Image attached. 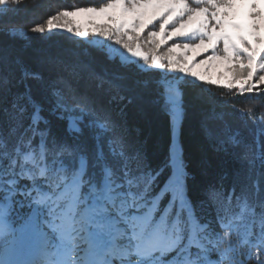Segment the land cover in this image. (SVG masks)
<instances>
[{
  "label": "trees",
  "instance_id": "16d2710c",
  "mask_svg": "<svg viewBox=\"0 0 264 264\" xmlns=\"http://www.w3.org/2000/svg\"><path fill=\"white\" fill-rule=\"evenodd\" d=\"M8 1L6 9L0 11V185L15 177L9 165L21 137L31 138L33 147H38L39 133H45L48 147H67L83 157L88 183L100 187L105 165L117 174L122 166V158L113 153L110 145L113 135H118L126 152L140 156L143 172L155 177L149 197L158 195L171 175V116L166 107V82L171 72L158 67L143 68L136 61L112 57L103 46L81 36L47 29L49 20L56 15L76 8L102 7L108 0ZM233 4L234 0H188L192 9L204 7L224 16ZM159 27L160 22L153 24L129 44L150 51L153 39L151 43L148 40L155 32L150 29ZM39 28L43 31L35 30ZM176 41L184 44L197 40H172L161 49H170ZM241 58L248 60L246 56ZM178 86L183 107L179 129L180 158L185 170L183 196L198 222L206 224L199 238L190 234L189 243L213 252L208 264H264V238L252 235L259 232V221L253 225L243 205L238 211L236 208V200L244 194L257 192L255 202L264 201V158L252 165L243 158L245 152L264 153V93L242 95L251 91L242 82H198L189 77ZM34 117H38L35 125ZM101 119L112 124V131L100 127ZM26 155H20L21 166L35 164L39 169L43 157L25 160ZM64 163L69 169L79 166V160L71 157H65ZM18 187L31 188L32 182L21 179ZM213 190L232 199L233 211H225L222 218L209 196ZM46 196L37 192L33 199L40 202ZM172 197L171 189L164 192L154 213L155 220L169 203L174 204L170 215L175 219L179 208ZM33 207L29 199L15 195L9 219L0 224V254L5 253L6 247L14 246L17 228ZM45 215L41 213V218ZM51 226L55 236L49 233L46 237V255L56 261V256L64 253L66 260L61 264H76L72 259L76 255L85 264H100L91 256L94 249L104 252L113 262L125 264L134 255L147 251L143 243L157 240L160 246L155 252L164 253L182 239L180 229L167 239L158 234L146 236L139 229L130 236L119 231L108 234L98 226L71 218H61L59 224L53 220ZM98 234L99 242L95 238ZM107 242H111L110 253L104 249ZM152 257L153 264H163L156 254ZM146 264H150L149 260Z\"/></svg>",
  "mask_w": 264,
  "mask_h": 264
},
{
  "label": "snow or ice",
  "instance_id": "6c2138e0",
  "mask_svg": "<svg viewBox=\"0 0 264 264\" xmlns=\"http://www.w3.org/2000/svg\"><path fill=\"white\" fill-rule=\"evenodd\" d=\"M111 3L112 0H108V4ZM182 3L183 10H186L188 0H182ZM108 4L103 5L102 10H98L91 18L102 21L110 15L114 17L113 23L121 19H132V12H124L121 6L109 8ZM135 4L136 0H122L123 8ZM183 10L180 8L149 10L144 14V22L138 25L137 32L143 36L148 28L160 22L162 29L153 32L148 43L152 42V37L156 38L157 43L165 40L171 43L172 40H179L200 29H206L208 39L200 40L195 45H184L185 48L191 50L188 57L189 63L199 61L200 57L208 56V53L220 43L221 38L230 40L248 53L250 58L247 61L238 58L231 48L226 49L224 56H208V59L215 60V69L218 72L225 73L228 77L235 78V81L244 83L245 87L251 88V91L241 93L242 95L264 93V71H260L262 65L259 63L261 57L264 56V44H258L256 38L249 32L252 22L258 19L257 13L264 12V0H236L235 6L230 8L227 14V19L232 23H226L223 27L214 22L210 10L202 9H195L186 15L176 28L169 27L174 20L184 14ZM73 18L77 22H82L89 17L77 15ZM35 30L43 31V28ZM244 69H247L246 74H244ZM56 94L60 96L58 90ZM36 119L38 117H34V125ZM100 127L112 131L113 126L107 119H101ZM33 132L35 133V127H33ZM39 135L41 142L38 147H33L31 138L21 137L14 150L9 168L15 172V177L7 179L0 185V191L3 192L0 198V224L5 219H9L14 197L19 193L29 199L41 213H46L39 220L36 217H29L21 226V232L29 227L35 229L40 223L47 229L42 230L44 237L49 236V233L55 236L51 222L55 220L56 224H59L61 218H71L73 221L79 220L87 225H96L108 234L119 231L129 236L139 229L146 236L158 234L167 239L169 235L175 236L176 229H180L182 236L180 242L162 255L159 252L156 253L163 264H201L202 261L208 264V261L212 260L213 252H206L198 244L189 243L190 234L194 238H199L206 224H201L195 218L193 210L184 199L180 181L173 177L158 195L149 197L148 194L155 177L143 172L140 156L137 153L126 152L123 141L118 135H113L110 145L113 153L122 158V166L117 174L111 167L105 165L104 182L100 187L88 183L85 177L86 161L83 157L67 147H48L45 144V133H39ZM22 153L28 154L24 157L25 160L33 156H42L43 159L39 161L40 168L37 169L35 164L28 163H23L21 166L20 155ZM65 157L78 159L79 166L75 169L67 168L64 163ZM243 158L249 165H252L257 159L264 158V153L254 155L251 152H245ZM34 171H39L41 174L34 176L32 175ZM25 178L32 182V187L21 189L18 183ZM85 186H87L86 190ZM169 189L172 190V199L179 208L174 214L175 219H172L170 215L174 204L169 203L159 219L155 220L154 213L157 212V205L164 192ZM37 192L46 193V199L36 202L33 197ZM256 195L257 192H252L240 196L236 200V208L238 211L239 206L243 205L253 225L257 220L259 221V232H253L252 235L264 238V201L255 202ZM209 196L220 209L221 218L225 211H233L231 198H225L215 190L211 191ZM5 212H7L6 216ZM165 257L169 259L165 260Z\"/></svg>",
  "mask_w": 264,
  "mask_h": 264
},
{
  "label": "rangeland",
  "instance_id": "374dc122",
  "mask_svg": "<svg viewBox=\"0 0 264 264\" xmlns=\"http://www.w3.org/2000/svg\"><path fill=\"white\" fill-rule=\"evenodd\" d=\"M8 3V0H0V11L5 10ZM235 3L236 0H234L233 7L235 6ZM117 6H121L124 12H132V19H121L120 21L113 23L112 21L114 20V17L108 15L107 19L97 21L91 17L95 15L98 10H102V7L89 6L68 10L52 17L49 20L47 29L62 30L76 36H81L93 44L103 46L112 57H119L123 61H136L143 68L158 67L171 72V75L166 82V107L171 116L172 130V155L170 160L171 175L169 181L175 177L183 186L184 183L182 180V175L184 174L185 170L180 158L179 144V129L183 116V107L181 90L179 89L178 84L186 77L198 82L214 81L233 83L234 85L240 84L241 82L235 81V78H230L225 73L218 72L215 69V60H209L208 56H224L226 49L231 48L236 52L237 57L239 58L246 56L249 59L250 57L245 50H242L234 42L221 38L220 43L214 47L210 53H208V56L200 57L199 61L189 63L188 57L191 50L185 48L184 45H195L200 40L208 39V32L206 29H200L182 38L184 40H197L195 43L186 41L184 44H181L180 42L176 41V43L172 44L170 49L167 50L165 48L161 49L162 45L166 44L167 41L165 40L157 43L155 37H152L153 42L150 45V51H148V49H144L141 45L132 47V40L136 39V36H140L137 32V27L139 24H143V18L146 12L149 10H163L167 8H180L183 10V3L180 0H136V4L129 6L128 8H123L122 0H113L111 4H108L109 8H115ZM196 9H202L205 11L210 10L214 22L221 25L222 27L226 23H232L227 19V15L224 16L220 11L216 12L213 9H207L204 7ZM191 10L195 9H192V6L188 5V8L183 10L184 14L174 20L169 27L176 28L181 20H183L186 15L191 13ZM77 15H87L89 18L82 22H77L73 18ZM257 16L258 19L252 22L249 32L256 38L258 44H264V12L257 13ZM161 29L162 24L160 23V27L158 29L151 28L150 30L159 31ZM10 31L20 33L24 32L19 29H10ZM121 37L123 38V41L120 39ZM245 43H247V41H245ZM263 62L264 56H262L259 61L262 67H264ZM29 217H36L37 220L39 219V210L36 206ZM23 225L24 222L21 226ZM21 226L17 229L19 238L14 244L15 246L12 248H5L7 255L11 256L10 261L5 264H27L33 256H35L37 253H41V249L44 248V235L39 227V224H37L35 229L29 227L23 232H21ZM2 232L5 231L2 230ZM158 246H160V243L157 240H151L150 242L143 243L142 245L144 249H147V252L156 251L157 248H159ZM17 256L20 257V260L17 258ZM79 260L80 258H75L74 262H82ZM144 261L145 258L138 257L137 260H134V263L139 264L141 262L143 263Z\"/></svg>",
  "mask_w": 264,
  "mask_h": 264
}]
</instances>
